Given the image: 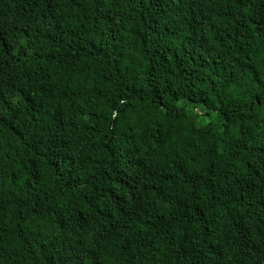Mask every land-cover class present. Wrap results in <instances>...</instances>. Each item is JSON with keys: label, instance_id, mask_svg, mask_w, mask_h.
<instances>
[{"label": "trees", "instance_id": "obj_1", "mask_svg": "<svg viewBox=\"0 0 264 264\" xmlns=\"http://www.w3.org/2000/svg\"><path fill=\"white\" fill-rule=\"evenodd\" d=\"M0 264H264V0H0Z\"/></svg>", "mask_w": 264, "mask_h": 264}]
</instances>
